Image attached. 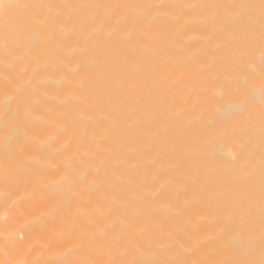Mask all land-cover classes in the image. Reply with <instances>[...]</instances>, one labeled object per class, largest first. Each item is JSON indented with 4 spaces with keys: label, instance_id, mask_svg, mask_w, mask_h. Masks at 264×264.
<instances>
[{
    "label": "bare ground",
    "instance_id": "obj_1",
    "mask_svg": "<svg viewBox=\"0 0 264 264\" xmlns=\"http://www.w3.org/2000/svg\"><path fill=\"white\" fill-rule=\"evenodd\" d=\"M0 264H264V0H0Z\"/></svg>",
    "mask_w": 264,
    "mask_h": 264
}]
</instances>
